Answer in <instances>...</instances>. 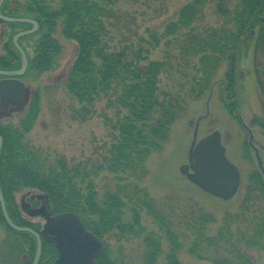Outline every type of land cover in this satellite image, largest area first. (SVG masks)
Listing matches in <instances>:
<instances>
[{
	"label": "trees",
	"instance_id": "1",
	"mask_svg": "<svg viewBox=\"0 0 264 264\" xmlns=\"http://www.w3.org/2000/svg\"><path fill=\"white\" fill-rule=\"evenodd\" d=\"M119 2L60 0L58 5H52L49 0L4 1L1 7L3 16L30 19L39 24L35 34L19 40L28 57L24 78L40 76L57 68L62 45L55 34L60 27L64 38L77 43V55L65 80L67 92L79 104L74 118L87 120L96 112V103L106 98L107 107L115 110L116 119L112 125L113 142L101 162L70 164L64 155H58L51 162L31 146L26 137L40 113V99L35 93L26 113L17 123H0L3 140L0 186L9 216L16 225L26 226L28 223L16 215L18 205L14 194L36 189L47 195L54 214L71 212L79 215L86 228L102 240L106 236L124 241L141 239L144 246L141 264H161L162 259L163 264H184L178 257L182 244L172 221L143 189L136 186L134 193L132 189L127 192L117 189L101 194L96 178L101 172L113 174L118 180L129 181L133 176L142 178L146 175V162L150 155L164 148L186 102L180 93L161 90V75L167 71L189 79L190 95L196 91V95H203L217 78L219 68L225 64L226 71L219 82L221 91L223 95H229L230 111L238 110L241 60L252 40L255 41L256 52L263 57L260 68L256 70L263 113L254 117L251 125L257 126L264 135V0H189L179 10L177 18L166 24L161 36L151 35L154 42L148 48H135L134 44H125L121 48L111 46V27L119 18ZM210 3L215 5V14L223 19L219 26L205 24L206 8ZM1 27L4 39L0 70H19L22 58L13 38L19 31L31 29L32 25L7 23L0 19ZM164 38L174 42L179 50L174 64L171 60H150L148 57L151 49ZM30 40L33 41L32 51L24 44ZM195 58L198 62L191 66V60ZM190 67L195 71L191 77L189 73H183ZM249 182L243 210L250 207H245V204L253 202L254 198H260L263 208L258 213L254 212L247 228L252 230V234L246 235V240L242 239L246 245L264 247L263 175L255 171ZM129 193H133L134 198ZM127 201L133 203L128 217L125 212ZM142 210L151 217L155 229L143 223ZM193 218L192 228L198 234L192 252H196L203 242L213 245L225 239L223 234L212 238L204 234L208 221L206 214ZM0 225L5 227V238L16 241L0 253V264H32L36 252L35 238L12 230L1 209ZM21 239H30V252L20 251L22 245L18 240ZM226 243L233 248V259L225 260L223 264H257L241 253L239 241L229 238ZM166 244L168 251L165 250ZM47 253L44 249L41 260L47 259ZM22 254H27L30 261L22 260ZM112 254L110 244L105 243L94 264H128L123 259H114Z\"/></svg>",
	"mask_w": 264,
	"mask_h": 264
},
{
	"label": "rangeland",
	"instance_id": "2",
	"mask_svg": "<svg viewBox=\"0 0 264 264\" xmlns=\"http://www.w3.org/2000/svg\"><path fill=\"white\" fill-rule=\"evenodd\" d=\"M59 1L49 0L52 5H58ZM188 1L120 0L119 18L111 27V46L121 48L125 44H134L135 48L150 47V43L154 42L151 35L161 36L166 24L177 18L179 10ZM214 6L213 3L207 6L205 24L219 26L223 19L215 14ZM2 27L0 28V54L3 53ZM55 36L62 45V54L57 68L40 76L32 75L25 78L32 92L38 94L40 99L39 117L26 137L30 145L41 151L51 162H54L58 155H64L70 164L84 162L93 165L95 162L102 161L113 142L112 125L116 119L115 110L107 107V99L103 98L96 103V112L90 118L85 121L74 118L79 104L67 92L65 80L77 55V43L64 38L60 27ZM167 39H162L157 47L151 49L148 55L150 60H171L173 64L176 63L179 50L174 42L170 43ZM24 44L32 51L33 41H25ZM262 60V54L256 52L255 41L252 40L248 43L246 54L241 60L240 107L234 112L230 111L229 95H223L219 83L226 71V65L222 64L214 80L217 83L212 88L210 115L200 125L199 138L214 130H220L228 158L237 164L241 171V186L233 199L224 201L203 192L181 172L182 165L188 163L195 122L201 114L205 113L210 90L203 95H196L197 91L190 95L189 79L183 78L182 74L169 71L161 75L160 88L162 91L182 94L186 101L185 108L172 126L170 137L164 148L148 158L146 175L142 178L133 176L128 181L123 178L118 180L113 174L101 172L96 178L98 191L101 194L106 190L117 189H124L125 192L132 189L134 193L136 186L143 189L155 202L157 208L172 221L182 244L178 257L184 264H223L225 260H232L233 248L226 243L229 238L239 241V250L241 249L242 254L257 264H264V247L244 243L245 236L252 234V230L247 228L250 227L253 215L263 208V203L259 196L255 195L259 199L254 198L253 202L245 204V207H250L243 210L244 198L250 187L249 178L253 172L259 171V168L254 152L248 146V133L239 120V116H242L244 121L253 128L255 144L260 148L264 159V135L257 126L251 125L254 117L261 116L263 113V100L256 72ZM197 62V58L192 59L191 66ZM185 72L189 73L190 77L195 73L191 67L183 71ZM195 89L197 90V87ZM19 118L20 115L15 114L5 122L17 123ZM133 193L129 195L134 198ZM32 194L40 199L43 195L36 189H25L17 194L18 204L20 205L22 199L28 203V197ZM132 205V201H127L125 207L127 217L131 214ZM141 214L143 223L148 228L155 229L156 225L152 223L151 217L144 210ZM201 214L208 216L204 234L209 238L223 234L225 239L213 245L203 242L196 252H192L193 242L198 233L196 231L197 234H195L191 219L194 217L193 220H195ZM23 215L30 221L45 223L42 217ZM5 235V231L1 229L0 238ZM242 237L245 239L243 240ZM103 240L110 244L114 259H123L128 264H141L144 251L141 239L132 238L124 241L106 236ZM165 250L168 251L167 244ZM160 263L163 264V259Z\"/></svg>",
	"mask_w": 264,
	"mask_h": 264
},
{
	"label": "water",
	"instance_id": "3",
	"mask_svg": "<svg viewBox=\"0 0 264 264\" xmlns=\"http://www.w3.org/2000/svg\"><path fill=\"white\" fill-rule=\"evenodd\" d=\"M5 0H0V19L7 23H28L32 29L21 31L13 39L16 49L22 57V67L17 71L0 70V119L11 117V111H22L31 97L30 87L21 80L28 68L26 52L19 44V39L32 35L39 30V24L30 19L9 18L1 13ZM214 85V84H213ZM210 92L206 101V110L195 122L192 141L188 152V163L182 165L181 172L188 180L202 191L213 197L229 201L239 192L241 186V172L237 165L227 156L226 146L222 142V134L214 130L199 138L202 120L210 115ZM240 123L248 133V145L253 150L257 164L264 173V161L259 148L254 143L253 129L240 116ZM2 138L0 137V152ZM0 202L8 225L16 231L32 233L38 240V252L34 264H37L41 254V235L47 240L54 241L59 255L54 264H94L103 250L102 241L85 227L82 219L75 213H62L47 218L41 235L28 229L14 225L9 219L0 188Z\"/></svg>",
	"mask_w": 264,
	"mask_h": 264
},
{
	"label": "flooded vegetation",
	"instance_id": "4",
	"mask_svg": "<svg viewBox=\"0 0 264 264\" xmlns=\"http://www.w3.org/2000/svg\"><path fill=\"white\" fill-rule=\"evenodd\" d=\"M1 78L2 77H0V79ZM27 107H28V105L25 106L23 110H25V108H27ZM23 110L22 111H11V112H12V115L14 113H16V112H17V114H22L23 113ZM7 118H9V117L1 118L0 119V123H4L5 120H7ZM261 174L264 176L263 173H261ZM20 192L21 191H19V192H17V193L14 194L16 204L18 205V209L16 211V215L18 217H20L21 219H24L28 224L26 226H20V225H16V224L15 225L18 226V227H21V228H28V229H30V230L38 233L39 235H41V231L43 230L44 225L47 222V218L50 217V216H54L56 214H54L52 212L51 207H50V204L48 202V198H47V196L45 197L44 195H42V197L40 199L38 197H35L34 196L35 194L34 195L32 194L31 197H28V203H26L22 199L21 200V203L19 205L18 204V201H17V194H19ZM3 198H4V196H3ZM4 205H5V208H6L7 215L9 217V219L11 220V222L13 223L12 219L9 216L5 199H4ZM0 209H1V212L3 214V209H2L1 202H0ZM11 212H15V211H13V209H11ZM23 214H26V215H28L30 217H36V216L37 217H42V218H44L45 223L44 224H41L40 222L30 221ZM3 216H4V214H3ZM1 229H3L5 231V227L0 225V230ZM11 229L14 230L13 228H11ZM14 231H16V230H14ZM16 232L22 233V232H25V231H16ZM5 233H6V231H5ZM25 233H28V234H30L31 236H33L35 238V245H36L35 251L36 252H35V257H34V259L32 261V264H34L35 259H36V255H37V252H38V240H37V238L32 233H30V232H25ZM102 241H103V248H104L105 241L104 240H102ZM14 242H16V241H14L13 239H8V238H5V237L0 238V253L1 252H4L6 250V248H7V246H10L9 244L14 243ZM18 242L22 245V248L20 249V251L30 252L32 250L31 248L28 247L29 244L31 243L30 239H28V240L21 239V240H18ZM44 249L46 250V252H48L47 253V256L48 257H47V259L45 261L44 260H41L42 253H43ZM58 255H59V251H58V249H57L56 244L54 243V241L47 240V239L43 238V236L41 235V254H40V258H39V261H38L37 264H54L55 261L58 258ZM20 258L22 260L27 261V262L30 261L29 256L27 254L26 255L25 254H22L20 256Z\"/></svg>",
	"mask_w": 264,
	"mask_h": 264
}]
</instances>
